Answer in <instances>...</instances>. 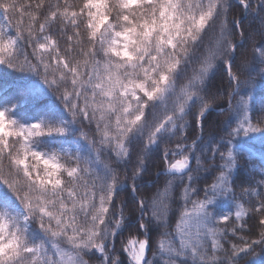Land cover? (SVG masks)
<instances>
[{"label":"snow or ice","instance_id":"6c2138e0","mask_svg":"<svg viewBox=\"0 0 264 264\" xmlns=\"http://www.w3.org/2000/svg\"><path fill=\"white\" fill-rule=\"evenodd\" d=\"M0 20V76L28 81L0 97V264H264V0Z\"/></svg>","mask_w":264,"mask_h":264},{"label":"trees","instance_id":"16d2710c","mask_svg":"<svg viewBox=\"0 0 264 264\" xmlns=\"http://www.w3.org/2000/svg\"><path fill=\"white\" fill-rule=\"evenodd\" d=\"M3 21L0 20V24H2ZM3 72V69H0V73ZM28 81L25 80L22 76L17 75H9L7 80H4L2 76H0V97H2L6 92H11L13 90H16L22 86V84L26 83ZM220 82L219 80L216 81V86L219 87ZM226 88V84L224 85ZM257 92L264 95V86L258 87ZM43 97L38 98H31L29 101H26L24 104L21 105L22 113L24 114H31L34 111H36V104L39 100H43ZM208 120L210 123H214L218 120V111H214L209 117ZM254 154L256 155L257 159L260 158V153L264 151V145H261L259 141L256 142L255 149H252ZM150 191H155V185L152 186ZM129 235L128 231H125L123 233L124 239H126Z\"/></svg>","mask_w":264,"mask_h":264}]
</instances>
